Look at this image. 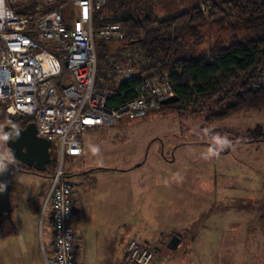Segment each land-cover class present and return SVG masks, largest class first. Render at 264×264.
Listing matches in <instances>:
<instances>
[{"label":"rangeland","instance_id":"rangeland-1","mask_svg":"<svg viewBox=\"0 0 264 264\" xmlns=\"http://www.w3.org/2000/svg\"><path fill=\"white\" fill-rule=\"evenodd\" d=\"M147 1L108 0L103 11L155 14V0L154 8ZM193 1L170 3L175 11ZM203 32L202 40L182 43L179 55L205 57L219 39L228 44L234 36H250L229 16L205 26ZM122 45L108 42L113 51ZM207 115L208 111L180 115L175 108L163 107L146 117L122 116L112 126L87 130L80 136L83 155L65 160L67 180L77 194L94 183L105 195V187L110 188L111 209L99 211L89 204L84 216L94 225L126 230L123 246L133 239L146 244L155 253L151 264H264V141L246 134L264 127V112L241 113L213 124L206 122ZM7 126L0 118V207L11 214L17 233L3 240L29 232L23 227L29 224L27 211L40 205L36 238L50 250L51 201L46 199L53 172L18 168ZM115 187L126 189L121 216L115 209ZM174 235L180 239L175 248L169 246Z\"/></svg>","mask_w":264,"mask_h":264},{"label":"built area","instance_id":"built-area-1","mask_svg":"<svg viewBox=\"0 0 264 264\" xmlns=\"http://www.w3.org/2000/svg\"><path fill=\"white\" fill-rule=\"evenodd\" d=\"M106 0H0V110L18 121L32 118L38 136L51 142L55 166L48 200L54 233L46 264H84L75 252L74 187L67 180V158L80 157V136L112 126L122 116L146 117L175 95L167 75L143 78L136 98L111 107L115 93L96 84V40L123 41L121 23L94 25V14ZM207 4L201 6L206 11ZM110 60V64H114ZM67 63V65H66ZM124 80L131 66L115 64ZM264 81V68L260 73ZM155 253L135 239L127 243L121 264H151Z\"/></svg>","mask_w":264,"mask_h":264},{"label":"trees","instance_id":"trees-1","mask_svg":"<svg viewBox=\"0 0 264 264\" xmlns=\"http://www.w3.org/2000/svg\"><path fill=\"white\" fill-rule=\"evenodd\" d=\"M153 1L147 2L154 8ZM106 2L95 12L94 25L118 22L126 33L125 40L120 41L122 48L115 52L108 41L96 40V84L101 88L105 83L106 89L115 93L108 102L111 107L135 99V89L143 78L166 74L179 100L161 108H175L180 115L208 111L205 120L209 124L241 113L264 112V81H260L264 68V0H195L187 4L190 7L175 11L176 5L172 6L170 0H155V14L147 13L145 17L107 15L103 11ZM202 3L209 7L206 11L201 9ZM226 16L234 17L250 36H234L228 44L219 39L208 48L205 57L179 55L182 43L189 39L202 40L203 28ZM109 55L116 57L114 64H109ZM116 63L131 66L135 73L133 80H119ZM0 116L15 122L5 114ZM21 119L25 125L33 121ZM246 134L254 141H264L262 126ZM54 166L55 159L51 156L48 171L53 172ZM17 167L34 171L21 163ZM16 233L11 214L7 208L0 207V240Z\"/></svg>","mask_w":264,"mask_h":264},{"label":"crops","instance_id":"crops-1","mask_svg":"<svg viewBox=\"0 0 264 264\" xmlns=\"http://www.w3.org/2000/svg\"><path fill=\"white\" fill-rule=\"evenodd\" d=\"M121 53L123 55L124 51ZM109 57L110 60L116 59L113 55H109ZM119 77V80L123 79L120 75ZM96 169L111 170V168L107 167H97ZM95 186L96 183L87 187L85 193L78 194L74 188V216H76V224L74 223L76 231L75 252L78 259L84 264H121L127 246V244H124V246L122 245V236H126V230L122 233V227L117 228V226H109L108 224L99 226L98 223H95L94 225L92 224V220L88 221L87 217L84 216L89 204L96 206L99 211H101V207L111 209L113 206L111 199L113 197V191L110 188L105 187L107 190L105 195L101 192L103 189L97 187L96 190V188H94ZM114 191L115 201L119 202L115 203L117 206L115 209L118 210L119 216H121L122 197H125L126 189L122 191L120 187H115ZM151 193L153 192L151 191ZM106 196H109V199ZM46 200H48V196ZM123 208L126 209L125 201L123 203ZM40 211V205H38L36 211H32L30 208L28 209L29 224L27 227H25V225L23 227L29 232H25V234L20 231L21 235L19 234L16 239L0 240V264H46L45 256L51 257L53 254L52 242L54 239V233L52 229L51 233L53 234L50 250L44 249L42 242L40 245L39 240L37 239L38 235L36 238L35 231L39 221L37 217L39 218L41 214ZM49 225L51 226L50 219ZM20 227L22 229V226L19 225V229ZM27 233H30L29 238H27Z\"/></svg>","mask_w":264,"mask_h":264},{"label":"water","instance_id":"water-1","mask_svg":"<svg viewBox=\"0 0 264 264\" xmlns=\"http://www.w3.org/2000/svg\"><path fill=\"white\" fill-rule=\"evenodd\" d=\"M178 100L179 97L173 95L164 99L162 105L173 104ZM6 130L10 132L8 145L11 152L21 164L33 168L37 173L48 170V165L51 162V142L38 136L35 122H29L24 127L9 125ZM179 240L178 236L174 235L169 246L177 247Z\"/></svg>","mask_w":264,"mask_h":264},{"label":"flooded vegetation","instance_id":"flooded-vegetation-1","mask_svg":"<svg viewBox=\"0 0 264 264\" xmlns=\"http://www.w3.org/2000/svg\"><path fill=\"white\" fill-rule=\"evenodd\" d=\"M8 125H14V126H17V127H24L25 126V121L21 119V120L15 121V122H8ZM9 133L10 132H8V134Z\"/></svg>","mask_w":264,"mask_h":264}]
</instances>
